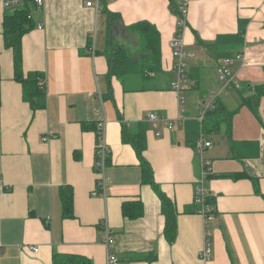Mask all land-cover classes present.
<instances>
[{"label": "crops", "instance_id": "0c3cea01", "mask_svg": "<svg viewBox=\"0 0 264 264\" xmlns=\"http://www.w3.org/2000/svg\"><path fill=\"white\" fill-rule=\"evenodd\" d=\"M7 1L12 0H0V264H107L105 226L119 264H264V98L258 115L245 102L264 85V0L191 1L182 38L194 58L182 95L171 88L177 80L171 43L179 18L169 0H108L99 12L87 8L85 0H43L41 8L30 3L35 27L22 40V69L24 78L36 73L45 80L44 107L38 110L25 99L14 53L5 48ZM109 13L121 17L117 37L132 53L139 50V39L127 28L143 21L157 27L162 74L109 81ZM241 22L244 44L218 48L243 57L231 67L237 87L219 98L237 111L231 137L223 125L189 142L187 124L198 122L205 94L210 101L223 86V60L197 39L212 44L219 36L237 35ZM187 84L202 90L197 103L192 97L190 104L184 99L181 104ZM151 113L166 118L173 129L150 122ZM103 123L109 150L105 198L93 196ZM123 123L147 127L144 157L177 213L172 240L161 200L144 183L136 151L123 142ZM206 143L210 147L200 152ZM202 160L214 178L205 176ZM223 175L239 177L219 178ZM201 183L214 201L208 225L195 203ZM64 196L71 202L68 217ZM207 226L212 256L204 262Z\"/></svg>", "mask_w": 264, "mask_h": 264}, {"label": "trees", "instance_id": "16d2710c", "mask_svg": "<svg viewBox=\"0 0 264 264\" xmlns=\"http://www.w3.org/2000/svg\"><path fill=\"white\" fill-rule=\"evenodd\" d=\"M25 5L21 6L20 2L7 6L4 15V43L5 48L10 49L14 53L16 80L23 85L25 99L31 103L33 109L38 110L44 107L43 98L45 97V85H39L40 81L44 80L39 74H29L27 78L23 76V59H22V40L23 37L31 32L34 27V21L31 17L29 8L30 3H35V0H24ZM171 10L179 18V22L184 19L180 11L179 0H169ZM121 22L119 15L108 14V30H107V46L106 56L108 60L109 81L116 77L124 79L131 75H141L149 79L163 73L162 67V41L161 34L157 27L148 21L139 22L127 28L126 33L136 36L139 39V50L132 53L129 47L122 43L117 37V27ZM246 24L240 23L239 34L234 36H219L215 43L207 44L197 39V42L204 46L212 55L213 58L222 61L227 58H232L233 55L221 54L218 52L220 46L238 49L244 44V33ZM183 28L178 27L177 33H181ZM189 78L198 86V80L191 74ZM196 86V87H197ZM255 95L250 97L245 102L249 104L253 112L258 115L261 100L264 98V85H259L254 88ZM237 111H230L226 108L223 102L218 98L214 102V109L206 114L203 124L191 122L187 124V137L189 142L199 139L201 132L211 133L219 132L222 126H227V134L231 137L232 121ZM98 131V129H97ZM146 131L147 127L143 124L129 126L123 123V142L131 145L136 151L142 165L144 174V183L151 185L157 192L161 203L162 211L167 219L166 235L169 239H174L177 231V213L172 202L164 196L160 191L159 186L154 181V174L150 164L144 157L146 150ZM100 139V137H99ZM233 147L236 150V143ZM97 159V156H96ZM108 159V158H107ZM209 178H214L212 174ZM239 175H223L219 178H238ZM65 215L70 216L71 202L67 196H64ZM213 199L209 196L207 204L211 207ZM198 207V206H197ZM199 212V210H198ZM56 260H63L62 257L55 255ZM56 264V263H55Z\"/></svg>", "mask_w": 264, "mask_h": 264}, {"label": "built area", "instance_id": "2783aa9c", "mask_svg": "<svg viewBox=\"0 0 264 264\" xmlns=\"http://www.w3.org/2000/svg\"><path fill=\"white\" fill-rule=\"evenodd\" d=\"M105 1L108 0H85V6L87 8H92L95 11L99 12L102 10L103 7L102 3ZM191 1L192 0H180V11L184 19L179 22L178 27L181 26L183 30L185 28V24H186L185 18L187 16ZM18 2H19L18 0L7 1L6 6H10L11 4H17ZM35 4L37 7L41 8L44 5V1L35 0ZM183 30L180 34L177 33L175 35L171 43V46L174 50V57L176 60L174 69L177 74V81L171 84V88L179 95H182L186 90L185 84L187 83L188 80L187 66L189 60L194 58V54L186 50V46L182 38ZM242 58H243L242 54H237L232 58H227L223 60L222 65L219 68V74H220L219 78L223 86L220 90L212 93L209 103L202 105L201 115L197 119L199 124H203L206 114L214 109V102L216 101V99L220 98L223 95H226L228 91L237 87L236 78L233 72L231 71V67L234 65L235 61L241 60ZM39 85L40 86L45 85V80L40 81ZM183 103H184L183 98H181V104ZM148 119L150 122L156 125L159 122H164V124L168 127V129L170 130L173 129V125L171 122H169L166 118L159 117L157 114L154 113L149 114ZM104 135H105V124L103 123L99 126L100 143L97 148V169L99 170L100 178L97 182V188L93 192V196L103 197V198L106 197L105 170L107 165V158L109 155V150L104 141ZM210 145H211L210 143L200 145L199 146L200 152H202L204 148L210 147ZM202 168L205 176L212 174L210 164L204 160H202ZM208 197L209 194L207 193L204 185L201 183L197 188L195 203L199 208L198 209L199 214L205 218L207 225L213 220L211 207L207 204ZM105 235H106V246L108 248L107 264H119V258L115 254H113L110 250L111 238H110V231L107 226H105ZM208 236H209V231L207 226V239L200 253V258L204 262L210 261L212 256V247L210 240L208 239Z\"/></svg>", "mask_w": 264, "mask_h": 264}, {"label": "rangeland", "instance_id": "374dc122", "mask_svg": "<svg viewBox=\"0 0 264 264\" xmlns=\"http://www.w3.org/2000/svg\"><path fill=\"white\" fill-rule=\"evenodd\" d=\"M177 81V80H176ZM175 81V82H176ZM191 86H193V85H191V84H187L186 85V88H189L190 90H188L187 89V93H186V95H184L183 96V99H184V101L186 102V103H188V104H190V102L193 100V98L192 97H196V103L199 101V99H198V96L199 95H201V92H202V90L200 89V90H193L192 88H191ZM196 92H198V94L196 93ZM209 95L210 94H208L207 96H206V94H205V96H204V99H205V104H207V103H209L208 101H209ZM232 95H233V92H231V95L228 97V100H231L232 99ZM202 96V95H201ZM235 96V95H234ZM232 108H235V107H232ZM235 110V109H234ZM201 115V114H200Z\"/></svg>", "mask_w": 264, "mask_h": 264}]
</instances>
